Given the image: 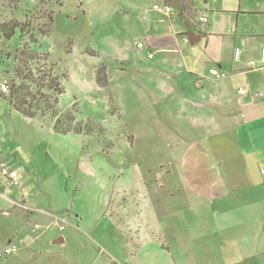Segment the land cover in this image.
<instances>
[{
	"label": "rangeland",
	"instance_id": "1",
	"mask_svg": "<svg viewBox=\"0 0 264 264\" xmlns=\"http://www.w3.org/2000/svg\"><path fill=\"white\" fill-rule=\"evenodd\" d=\"M57 3L0 0V24L21 23L25 31L23 43L18 30L8 40L0 33V81L19 85L14 81L13 60L16 48L26 45L39 59L31 66L32 73L50 70L64 88L57 109L66 112L76 103V121H93L104 131L90 137L59 135L51 116L42 121L22 117L0 98V264L146 259L151 246L141 241L139 213H163V196L176 195L175 176H165L168 169L158 166L160 157L172 156L169 142L174 141L165 136L159 120L173 121L174 108L160 113V106L144 100L147 90L144 97L133 90V76L120 70L137 58L138 40L128 37L127 28L133 25L140 32L137 36H142L139 42H145L155 34H166L161 20L170 27L168 13L162 3L155 10L154 0H83L79 12L76 0H63L59 9ZM115 7L134 14L133 18L115 19L111 16ZM204 7L199 5L203 12ZM208 7L211 32L225 35L233 15L217 14ZM53 13L52 25L48 17ZM240 19V30L259 26L260 21L249 14ZM222 35L189 43L195 53L192 62L219 69L220 56H229L225 45L230 40ZM100 66L108 78L102 89L95 81ZM43 93L53 98L51 92ZM2 166L17 175L19 187L13 188L2 176ZM167 178L169 187L163 185ZM34 228L37 234L31 231ZM138 236L144 245L134 250ZM12 244L18 254L5 256L3 250Z\"/></svg>",
	"mask_w": 264,
	"mask_h": 264
},
{
	"label": "crops",
	"instance_id": "2",
	"mask_svg": "<svg viewBox=\"0 0 264 264\" xmlns=\"http://www.w3.org/2000/svg\"><path fill=\"white\" fill-rule=\"evenodd\" d=\"M57 1L58 9L62 8L63 0ZM80 3L83 0H76L78 12ZM208 5L217 14L233 15L225 35L211 32L208 21L199 22L202 16L207 19ZM196 9L199 26L192 41L214 35L230 40L225 45L229 56H220L219 69L192 62L191 32L168 14L170 27L161 20L166 34L145 39L146 48H137L136 61H128L120 70L133 76V90L141 91L143 97L147 90L144 100L160 106V113L174 108V123L159 120L165 136L174 141L169 142L172 156L160 157L158 166L168 169L165 176H175L176 195L163 196V213H139L141 241L151 246L148 257L113 259L108 264H264V63L260 62L264 0H198ZM118 10L115 7L111 16L120 21L134 16ZM246 14L260 21L259 26L240 30V18ZM132 27L127 28L128 37L139 42L142 36ZM235 49L241 51L238 60L233 58ZM253 61L258 68H250ZM213 70L227 77L215 80ZM240 88L245 95L237 94ZM255 91L261 97L253 96ZM163 185L171 186L170 178ZM140 236L137 243L130 240L136 243L134 250L144 245Z\"/></svg>",
	"mask_w": 264,
	"mask_h": 264
},
{
	"label": "trees",
	"instance_id": "3",
	"mask_svg": "<svg viewBox=\"0 0 264 264\" xmlns=\"http://www.w3.org/2000/svg\"><path fill=\"white\" fill-rule=\"evenodd\" d=\"M164 6L171 8V15L180 23L183 29L193 33L199 23L196 9V0H162ZM49 24L53 22V14L48 17ZM19 32V42L23 43L24 29L21 23L0 24L1 36L8 40L15 31ZM38 55L34 49L21 44L15 50L13 76L14 81L19 85L10 86L9 94L0 93V98L6 101L13 111L28 119H41L51 116L53 130L56 134L90 137L95 131L103 132L100 125L93 121L77 122L74 116L76 103L72 109L61 112L57 109L58 97L64 93V88L57 77L50 73V70H35L32 73V65L38 64ZM32 68V69H31ZM39 71V72H38ZM34 72V71H33ZM96 84L100 88L108 86V79L105 69L100 67L95 73ZM15 84V83H14ZM51 92L52 95L43 93Z\"/></svg>",
	"mask_w": 264,
	"mask_h": 264
},
{
	"label": "built area",
	"instance_id": "4",
	"mask_svg": "<svg viewBox=\"0 0 264 264\" xmlns=\"http://www.w3.org/2000/svg\"><path fill=\"white\" fill-rule=\"evenodd\" d=\"M154 1L156 3L154 5V9L155 10L160 9L159 3H162V5H163L162 0H154ZM163 10H165V12H167L168 14L171 13V8L168 7V6H164L163 5ZM198 20H199L200 23H206L207 22V19L204 16L200 17ZM137 48L138 49H144V48H146V46H145V44L143 42H138L137 43ZM240 53H241L240 49H235L234 50V53H233L234 60H238L239 59ZM148 57L151 58L152 54L149 53ZM260 62L264 63V49H262L261 52H260ZM250 68H252V69L258 68V65L254 61L250 62ZM259 68H261V67H259ZM211 74H212V77L215 80H220V79H224V78L227 77L225 73H222V72H220L218 70L211 71ZM9 91H10L9 81L7 79H2L0 81V93L9 94ZM237 94L241 95V96L245 95L246 94V90L243 89V88H240V89L237 90ZM261 95L262 94L259 91L253 92V96H255L257 98L261 97ZM1 174H2V176L5 179H7L10 182V184L12 185L13 188L16 189L17 187L20 186V182H19V179H18L17 175L15 173H10L4 166L1 167ZM261 174L264 175V167L261 168ZM56 226L58 227V229L60 231H62L64 229L63 225H56ZM31 231L33 233H35V234L38 233L37 229H35V228L32 229ZM3 254L5 256H10V255L16 256L18 254V247L16 245L12 244V245L8 246L7 248H5L3 250Z\"/></svg>",
	"mask_w": 264,
	"mask_h": 264
},
{
	"label": "water",
	"instance_id": "5",
	"mask_svg": "<svg viewBox=\"0 0 264 264\" xmlns=\"http://www.w3.org/2000/svg\"><path fill=\"white\" fill-rule=\"evenodd\" d=\"M193 35L194 34L191 33V35L188 36L191 44H194L195 43L194 41L191 40V36H193Z\"/></svg>",
	"mask_w": 264,
	"mask_h": 264
}]
</instances>
